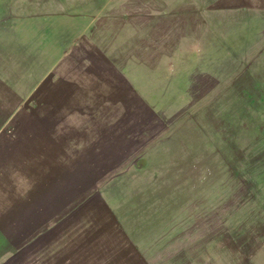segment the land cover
Masks as SVG:
<instances>
[{
  "label": "rangeland",
  "instance_id": "obj_1",
  "mask_svg": "<svg viewBox=\"0 0 264 264\" xmlns=\"http://www.w3.org/2000/svg\"><path fill=\"white\" fill-rule=\"evenodd\" d=\"M0 22L53 26L74 68L0 141L3 264H264V0H0Z\"/></svg>",
  "mask_w": 264,
  "mask_h": 264
},
{
  "label": "crops",
  "instance_id": "obj_2",
  "mask_svg": "<svg viewBox=\"0 0 264 264\" xmlns=\"http://www.w3.org/2000/svg\"><path fill=\"white\" fill-rule=\"evenodd\" d=\"M26 23L6 26L0 22V141L21 138L20 134L10 135V126H13L12 129L18 128L21 125L17 122L19 116L29 110L36 111L35 95L41 92L43 85L52 84L55 88L59 64L70 59L68 72L74 69L72 58L66 53L65 41L58 38L53 26ZM61 80L76 84L71 80ZM30 105L32 108H29ZM63 125L64 129L68 126L67 123ZM17 246L10 244L0 228V264L8 260L9 254L16 252Z\"/></svg>",
  "mask_w": 264,
  "mask_h": 264
}]
</instances>
